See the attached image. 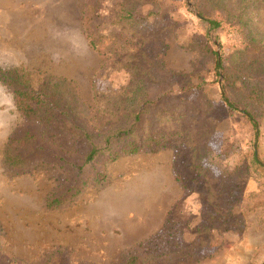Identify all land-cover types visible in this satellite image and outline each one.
<instances>
[{
    "label": "rangeland",
    "instance_id": "1",
    "mask_svg": "<svg viewBox=\"0 0 264 264\" xmlns=\"http://www.w3.org/2000/svg\"><path fill=\"white\" fill-rule=\"evenodd\" d=\"M240 10L264 32V0H0V264L262 262L264 170L251 153L264 163V99L250 92L262 74L234 65L226 83L210 52L240 64L244 38L228 22V11ZM13 67L19 77L7 74ZM48 77L66 80L84 104L58 129L20 116L12 100L15 88L28 87L56 101L64 89L51 91ZM221 84L233 105L254 114L256 141L221 100ZM123 129L137 141L169 135L102 169L96 156L81 170L104 178H89L58 208L45 198L74 183L76 169L4 160L10 139L33 134L34 146L57 147L79 165Z\"/></svg>",
    "mask_w": 264,
    "mask_h": 264
},
{
    "label": "trees",
    "instance_id": "2",
    "mask_svg": "<svg viewBox=\"0 0 264 264\" xmlns=\"http://www.w3.org/2000/svg\"><path fill=\"white\" fill-rule=\"evenodd\" d=\"M228 12L231 17L228 22L230 25H234L240 35L244 38L243 46L236 50L240 64L236 65L237 63H227V65H223L221 56L216 51L211 50L210 52L214 56V68L222 70V73H219V77L222 80L226 79V83L229 82L227 80L229 78V75H227L229 68L234 65L237 67L242 65L250 73H261L262 75H259V77L262 78V80H257L256 83L252 84L251 86L253 87L250 88V92L255 98L264 99V32H257L254 27V29H251V17L248 19V16L245 15L242 10H240V12ZM196 15L198 17L202 16V18L212 28H218L220 25V20L213 17H204L200 10L197 11ZM257 56H259V59H257ZM7 74H14L16 77L20 76L19 69L16 67L9 69ZM48 79V85L52 89L51 91H55L59 87H63L64 89V91L60 89V94H58L56 101H54V98L46 100L43 98L44 95L40 91H36L28 87L15 88L12 92V100L15 110L20 116L36 121L47 129H58L66 126V119L70 117L69 109L77 110L76 107L84 108V104L66 80L59 77H48ZM220 98L226 106L240 112L242 116L245 117L253 130V139L256 141L255 139H257L259 129L258 122L256 121L252 111L244 107L237 108L233 105L232 101L223 89V84L220 85ZM58 102L62 105H57ZM140 118L143 119L141 112L134 114L133 122L134 124L138 123L135 124V128L132 129L133 131L139 129ZM130 129L117 130L112 138L115 140L110 139V137H105L104 151L96 146H91L83 157L81 163L75 166H71L67 163V161L61 156V151L57 147H51L50 145V148L48 149L34 146L36 138L33 134H23L22 136L10 139L4 149V160L7 164L14 167H19L26 164L28 161L38 159L48 162H56L62 168L68 169L71 172L76 169L78 177H76L74 183L67 184V181H65V183H62L61 187H59L57 191L45 198V207L54 209L74 200L87 185L89 178L93 179L94 182H99L104 178L103 170L89 175L81 170L83 165L97 158L96 156L100 155V169H102L106 164L114 161L122 154H132L148 148L151 145H161L165 137L169 135V133L161 131L151 132L137 141L135 136L131 134L132 130ZM121 137L125 138L123 144H117L115 141L119 140ZM37 138L40 137L37 136ZM110 141H114L111 142L114 144H109ZM251 160L252 163L264 170V163L257 158L255 150H252ZM260 264H264V258Z\"/></svg>",
    "mask_w": 264,
    "mask_h": 264
}]
</instances>
